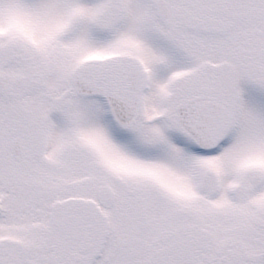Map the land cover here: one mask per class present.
I'll use <instances>...</instances> for the list:
<instances>
[{"label": "snow or ice", "instance_id": "obj_1", "mask_svg": "<svg viewBox=\"0 0 264 264\" xmlns=\"http://www.w3.org/2000/svg\"><path fill=\"white\" fill-rule=\"evenodd\" d=\"M0 264H264V0H0Z\"/></svg>", "mask_w": 264, "mask_h": 264}]
</instances>
